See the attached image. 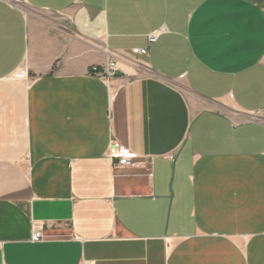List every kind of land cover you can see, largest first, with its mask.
<instances>
[{"label": "crops", "instance_id": "1", "mask_svg": "<svg viewBox=\"0 0 264 264\" xmlns=\"http://www.w3.org/2000/svg\"><path fill=\"white\" fill-rule=\"evenodd\" d=\"M23 1L0 0V264H264V3Z\"/></svg>", "mask_w": 264, "mask_h": 264}, {"label": "built area", "instance_id": "2", "mask_svg": "<svg viewBox=\"0 0 264 264\" xmlns=\"http://www.w3.org/2000/svg\"><path fill=\"white\" fill-rule=\"evenodd\" d=\"M161 32H156L149 36V42H155ZM147 48H137L133 50L135 55L146 56L148 54ZM106 53L109 55V60L106 64V68L104 70L103 77L109 84H113L117 73L119 71V67L117 64L116 57L106 50ZM109 158L112 164L113 171H121L123 175H139L141 171H146V162L142 160L139 156L134 154L133 152L127 150L126 148L120 147L117 143H113L110 146L109 150ZM45 239V236L41 230H35L32 234L33 242H41Z\"/></svg>", "mask_w": 264, "mask_h": 264}, {"label": "rangeland", "instance_id": "3", "mask_svg": "<svg viewBox=\"0 0 264 264\" xmlns=\"http://www.w3.org/2000/svg\"><path fill=\"white\" fill-rule=\"evenodd\" d=\"M14 4L22 8L23 10H27L26 6L24 5L23 0H14Z\"/></svg>", "mask_w": 264, "mask_h": 264}, {"label": "trees", "instance_id": "4", "mask_svg": "<svg viewBox=\"0 0 264 264\" xmlns=\"http://www.w3.org/2000/svg\"><path fill=\"white\" fill-rule=\"evenodd\" d=\"M260 1H262L264 3V0H260Z\"/></svg>", "mask_w": 264, "mask_h": 264}]
</instances>
